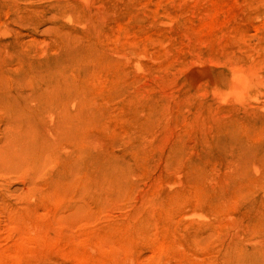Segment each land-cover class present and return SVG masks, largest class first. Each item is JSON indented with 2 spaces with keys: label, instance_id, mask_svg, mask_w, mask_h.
<instances>
[{
  "label": "rangeland",
  "instance_id": "rangeland-1",
  "mask_svg": "<svg viewBox=\"0 0 264 264\" xmlns=\"http://www.w3.org/2000/svg\"><path fill=\"white\" fill-rule=\"evenodd\" d=\"M0 264H264V0H0Z\"/></svg>",
  "mask_w": 264,
  "mask_h": 264
}]
</instances>
